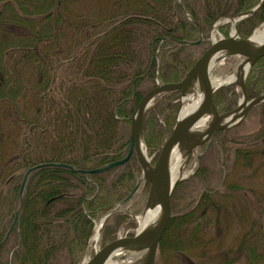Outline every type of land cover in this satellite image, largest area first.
<instances>
[{"label": "trees", "instance_id": "trees-1", "mask_svg": "<svg viewBox=\"0 0 264 264\" xmlns=\"http://www.w3.org/2000/svg\"><path fill=\"white\" fill-rule=\"evenodd\" d=\"M101 1L106 3L102 15L90 17L99 14L96 4ZM85 2L86 17L76 14L82 9L79 3L84 6ZM226 2L202 0L200 18L191 1L182 0L203 33L218 18L254 4L238 0L233 8ZM263 19L264 3L237 22L239 36L246 37ZM198 30L177 0H0V210L6 201L3 189L10 188L12 195V214L9 222L0 224V240L19 204L23 172L43 162L73 167L44 166L30 172L18 220L0 246L1 253L12 237L9 253L0 256V264H60L57 257L64 250L67 264H78L93 230L92 219L112 209L133 189L140 166L132 154L126 163L104 171L84 174L82 170L125 155L129 139L128 131L124 137L125 124L130 125L137 102L155 86V78L168 83L183 77L203 51L192 50L201 43L177 40H195ZM143 81L149 84L141 87ZM245 91L249 99L264 92V55L249 68ZM228 94L235 98L233 85L214 91L218 108L221 96ZM178 97V92L164 94L157 104L165 109L154 106L153 111L163 116L166 134L174 122ZM142 132L147 147L151 139L161 137L157 131L153 138L148 135L143 121ZM258 153L264 155V143L246 150L244 157ZM120 168L121 173L111 176ZM216 195V191L204 192L180 214L171 211L158 254L165 259L185 254L194 264H231L236 259L231 248L217 257L204 253L208 239L203 229L212 218L208 208L216 210ZM111 215L113 224L105 219L101 229L107 241L114 239L117 225L128 219L118 210ZM243 237L238 251L244 250ZM246 257L248 264L259 258L252 247Z\"/></svg>", "mask_w": 264, "mask_h": 264}, {"label": "rangeland", "instance_id": "rangeland-1", "mask_svg": "<svg viewBox=\"0 0 264 264\" xmlns=\"http://www.w3.org/2000/svg\"><path fill=\"white\" fill-rule=\"evenodd\" d=\"M177 1L179 2V0ZM190 1L201 18L204 11L202 0ZM245 1H252V3H254L252 7L259 2V0ZM237 2L238 0H227L226 3L234 8L236 7L235 5ZM86 5V2L84 6L79 3V6L82 9H79L80 11L76 14H84L83 12H85L84 9ZM96 5V11L99 12V14H88L90 17L94 16L95 18L97 15L101 16L102 14L100 13L106 9V3L103 1L100 3L97 2ZM86 16L87 14H84V17ZM229 16L231 15H225L215 20L205 33L202 32L201 44L192 50L195 52L203 51L210 43L211 33H213V37L216 39L219 37V34L228 35V33L231 32V24L229 22L219 25L217 29L214 30H212V27L216 21H219L224 17L229 18ZM255 28L264 30V19L253 27L251 32L246 37H250L253 29ZM237 35L239 36V34ZM239 59L240 57L235 55L222 58L218 57L214 62V65L210 68V78L214 79L216 77H223L229 74L233 71ZM161 83L163 82H161L158 78H155V85ZM148 84L149 81H143L140 86L146 87ZM227 85H233L234 90H236V96L235 98H232L230 97V94L226 95V97L222 95L223 97L221 96V98H223V100L220 103L221 106H219V108L217 107L219 112L233 109L236 107L241 98L238 88L234 82ZM227 85L225 84L224 86ZM159 99H161L160 96L155 97L142 116L143 126L147 134L151 135L153 138V134L157 131L158 135H161L158 140L151 139L152 145L150 147H147L142 140L151 164H154L159 152V147L167 135L164 132L166 126L163 122V116L157 114L156 111H153L155 104L161 102L158 101ZM178 99L179 102L174 114V120L179 111L180 96ZM157 106H161L165 109L162 105L157 104ZM150 108L152 109L149 110ZM164 112H168V109L164 110ZM131 114L129 116L130 119ZM263 114L264 105L260 104L252 106L241 119L238 117L235 120L237 122L235 125L224 129V131L220 134H212L209 139L196 146L186 158L184 170L186 176L177 182L179 184L175 185L172 193L171 211L173 213L180 214L186 210V208L193 205L192 203L198 202L202 193L208 192L212 194L214 191L217 192V195L215 196V203L217 204L216 210L214 211V207L211 210L209 208L207 210L211 213L212 218L210 219L208 226L203 229V234H205L206 240L208 239V244L204 253L206 256L216 255L217 257L218 252H225L226 248H231L236 257V261L234 260L231 264H248L246 253H248L249 247H252L253 251L257 254V257H259L257 260L255 259L253 264H264V155L258 153L250 158L244 157L246 150L251 151L252 148H258L264 143ZM153 115L157 121L161 123L163 131H161L159 127H156ZM205 117L210 118V116L207 115H205ZM127 131L130 133L129 124H125L124 137L128 134ZM121 171L122 168L117 169L115 172H112L111 176H113L114 173L119 174ZM140 177L141 171L138 175H136V182ZM141 186L142 185L140 184L135 194L130 199L125 201L118 209L120 213L127 214L128 219L117 225L114 232V238L124 235H132L137 230V217L144 212V204L147 196V188L142 190ZM3 194L7 202L5 201L4 209L0 210V216L2 215L0 218L1 225L7 223L12 214L10 209L11 201H9L12 197L11 189L4 188ZM223 203L225 206L223 209H220V206ZM205 204L207 205V203ZM104 214L92 219L93 229L95 224ZM214 216H218V219L215 220L213 218ZM107 217L106 223L112 225L114 217L112 215L108 218ZM103 225L104 222L102 226ZM242 236H244V250L238 251V242ZM11 238L12 237H10L8 243L1 251V258L7 257L9 253V244L12 241ZM105 241L107 240L103 239L101 230L100 239L97 242V248L103 246L104 244L102 245V243ZM62 253L63 254L60 257H57V262L60 264H67V252L64 250ZM93 253L94 250L91 247L90 235L86 249L78 264H81L85 260L89 259ZM181 255L183 257L171 256L170 259H165V255L163 256L162 254H158V250H156L154 264H190L191 261H189V258L185 254ZM136 258L137 255H127L125 259H117L116 264H127L129 260H134ZM192 258L196 260L199 259L198 256H193ZM193 259L192 261H194ZM138 261L139 260H137L136 263ZM191 264L194 263L191 262Z\"/></svg>", "mask_w": 264, "mask_h": 264}, {"label": "water", "instance_id": "water-1", "mask_svg": "<svg viewBox=\"0 0 264 264\" xmlns=\"http://www.w3.org/2000/svg\"><path fill=\"white\" fill-rule=\"evenodd\" d=\"M263 3L264 0H260L254 7L237 13L235 16L231 17V19L235 21L241 17L251 15L258 10ZM179 4L185 16L197 24V22L185 11L182 5V0H179ZM198 28L199 34L196 40L177 41L184 44H196L201 42V27L198 26ZM249 38L250 37L241 38L236 34L234 36L229 34L227 37L222 36L217 39H210V44L179 81L156 84L154 87L145 92L139 99L133 113L131 114L129 140L125 155L120 159L110 161L99 167L90 170H82L84 174L104 171L126 163L131 155L135 154L141 169V177L131 192H129V194H127V196H125L114 208L103 215L100 219V224H102L103 220L109 213L119 209L121 204L133 196L141 182H143L142 190L146 187L148 188L144 209L159 205L160 214L151 226H146L141 230L136 231L132 236L116 237L115 239L105 243L99 249L95 250L93 255L81 264H104L109 256L116 250H122L126 253V255L141 251L143 252V256L138 263L130 262L128 264H154L158 242L161 239L171 217V192L176 183L180 180L176 179L173 183H170L169 179L168 159L173 146L177 145L183 152L184 157L187 158L196 146L209 139L212 134L235 125L237 123L235 120L238 117L241 119L252 106L260 102H264V92L248 99L245 91L244 79L248 69L259 57L264 55V40L260 44L254 46L249 43ZM218 53H222L224 57L235 55L240 57L243 62L248 63L246 72L241 74L239 78L234 81L241 93V98L236 107L224 112L218 111L212 97L213 92L220 85H212L209 76L211 60L214 55ZM195 82H197L204 94L201 103L192 112L184 117L179 118L177 115L169 134L162 141L156 161L152 165L150 161L144 157L141 150L143 139L142 116L144 111L155 97H161L170 92H178L181 101V97L190 90V87ZM231 114L234 116L228 122H222L226 116ZM204 115L210 116V119L204 132L196 135L190 130V127ZM44 166H61L73 169L71 165L65 163L43 162L32 165L24 171L17 192L19 204L14 210L12 220L6 229L4 237L0 240V246L6 241L9 233L18 220L22 193L28 175L31 171ZM126 255L122 254L119 259H125Z\"/></svg>", "mask_w": 264, "mask_h": 264}, {"label": "bare ground", "instance_id": "bare-ground-1", "mask_svg": "<svg viewBox=\"0 0 264 264\" xmlns=\"http://www.w3.org/2000/svg\"><path fill=\"white\" fill-rule=\"evenodd\" d=\"M226 21H229V23H231L232 25L234 24L233 20L228 18V17H224L223 20L220 21V23L222 24ZM214 29H216V28H214ZM230 31H231V35L234 36L236 34L234 32V29L232 26H231ZM211 39H215L213 37V33H211ZM263 40H264V30L259 29V28H255L252 31V34L249 38V43L251 45L255 46V45L260 44ZM218 57L222 58L224 56L222 55V53H218V54L214 55V57L212 58L211 63H210L211 67L214 65V62L217 60ZM247 68H248V63L243 62L242 59L240 58L237 65L235 66V68L233 69L232 72H230L229 74H227L223 77L220 76V77H216L214 79L210 78L211 83H212V85H221V84H227V83L233 82V81L237 80L241 74L245 73ZM203 96H204L203 91H202V89H200L197 82L193 83L192 86L190 87V90L188 92H186V94H184L181 97L180 108H179V111L177 114L178 117L182 118L185 115L192 112L201 103ZM233 116H234L233 114L226 116L222 122H224V123L228 122ZM209 119L210 118L205 117V115L202 116L190 127V130L193 131L196 135L202 134L204 132L207 124H208ZM141 150H142V154L144 155V157H146V159L149 161L150 158H148L143 144H141ZM185 164H186V158L184 157L183 152L180 150V148L177 145L173 146V148L171 149L170 155H169V159H168V174H169L170 183H173V181L176 179H182L186 176L185 175L186 173L184 171L185 170ZM174 188H175V186H174ZM174 188L171 192V195L174 191ZM170 202H171V196H170ZM159 214H160L159 205L144 209V212L137 217L138 227H137L136 231H139L146 226H151L156 221ZM100 232H101L100 221H98L95 224L93 232L91 234V247L94 250L97 249V242L100 239ZM164 232H165V230H164ZM122 254L126 255V253H124V251H122V250L114 251L109 256V258L106 260V262L104 264H116L117 259H119V257ZM128 255H137L136 259L129 260L128 263L136 262L137 260H140L142 258L143 252L141 251V252L131 253Z\"/></svg>", "mask_w": 264, "mask_h": 264}]
</instances>
